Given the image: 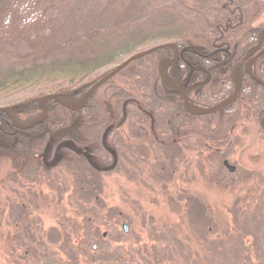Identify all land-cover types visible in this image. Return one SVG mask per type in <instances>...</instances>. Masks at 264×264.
<instances>
[{
	"label": "trees",
	"instance_id": "16d2710c",
	"mask_svg": "<svg viewBox=\"0 0 264 264\" xmlns=\"http://www.w3.org/2000/svg\"><path fill=\"white\" fill-rule=\"evenodd\" d=\"M243 1L248 5V0H231L230 4L225 3L226 6L221 7L210 21L209 28L200 31L193 25H190L189 29H171L170 23L157 25L156 28L150 27L149 16L140 14L141 0H0V51H10L12 56L11 63L0 67V90L42 81L53 82L57 79L72 83L134 49L137 43L144 42L151 35L171 33L181 36L173 42L161 43L149 53L130 61L90 93L85 102L77 108L72 107V102L82 98L91 82L73 89L69 85H57L54 92L57 99L49 97L44 101L46 114L43 120L28 127L26 134L31 137L30 141L34 142L32 145H36L33 149L35 152L46 146L53 136L59 137L58 141L65 142L60 147V157L51 162L52 167L57 166L59 169H52L56 170L55 176L48 175L46 178L53 182L58 181L56 186H53L57 207L60 206L62 194L70 190L69 198L74 197L73 203H76L77 212L73 207L67 216L63 209H56L60 212V226L52 230L54 234L51 244L56 247L50 249V238L46 241L39 234L36 238L31 236L29 225L25 221V204L35 208L41 204L36 202L31 193L19 192L27 203L22 201L16 205L11 202L4 204L10 209L8 214L16 213L15 208L18 210V218L12 216L11 219L13 228H18V233H11L10 230L5 234L13 248L12 264H34V260L38 264H54L53 259L58 258L61 253L56 255L53 251L59 248L62 255L66 254L77 264V246L70 244L69 234L74 233V230L77 233L85 225L90 231H94L96 227L93 222L104 219L99 209L87 207V197L95 189H99V186L102 190L103 185L97 178L100 171H114L112 168L116 165L117 169L127 168V171H133L131 174L135 178L143 174L142 171L147 165L154 168L157 164L168 163L169 166L164 172L158 171L161 172L159 174H164L163 183L168 184V180L172 182L179 179L180 184H174L175 189L180 188L175 199L181 201V207L185 203L192 206L188 218L202 227L207 219L209 205L192 191L188 192L190 186L186 184L190 180L187 173L192 172L190 165L193 162L189 156L193 154L187 155V150H198L200 160L197 165L201 173L208 174L205 169L208 165L207 159L214 160L212 166L220 173L224 169L223 160L220 159L223 149L218 151L220 145L215 146V142L220 140V144L222 143L221 135L227 136V126L232 125L231 121L236 122L242 117H247V120L256 119L264 129V124L260 122V115L264 113V86L254 80L242 64L234 71L239 90L230 103L205 113L192 112L184 106V92L187 103L194 104L199 109L218 103L231 94L232 67L253 47L259 30L264 27L263 24L252 25L257 13L247 10ZM140 20H143L142 26L139 25ZM135 24L140 27L127 33L129 27ZM262 37L264 39V29ZM174 47L177 49L175 56ZM263 59L264 53L253 62L256 65L261 64ZM136 61L145 64L123 73L125 78L119 80L117 76ZM191 67L194 69L183 87V92L180 85ZM263 70L264 67H261L259 74L264 78ZM207 72L211 73L209 79L204 83L198 81L204 78ZM130 76L135 78L129 79ZM108 82H111V91H106L105 100L90 103L89 100L95 96L96 91ZM37 103L36 97L16 103L14 113L19 118L26 116V121L31 123L38 118L40 112ZM4 116L5 113L0 110V138L13 143L14 154L19 156L18 159L14 158L17 163L23 155L24 139L13 141V137L7 133L8 126L2 121ZM198 120L203 124L197 122ZM75 122L74 126L65 129ZM123 125L126 128H123ZM174 129L177 131L176 135L173 133ZM190 136H194L196 140L191 141L188 139ZM70 142L75 144L76 148L71 147ZM111 144L113 147H110ZM163 144L169 148L167 153L163 150ZM81 145H87L88 154L80 153L83 148ZM45 146L42 152L45 151ZM156 153L168 155L169 160H158L153 164ZM94 154L98 155L99 159L93 158ZM108 155L112 162L101 166L98 161L104 160ZM39 166L35 161L27 160L26 165L22 164L19 169L21 173L25 170L26 173L31 170L30 174L36 171V176L31 177L33 181L40 175L37 172L40 170ZM43 166L46 169L45 163ZM164 167L167 165L163 164L160 168ZM148 171L150 172V168ZM155 173L153 177L157 176V171ZM14 176L21 182L20 174L15 172ZM64 177H68L70 183H67ZM142 178L143 176L140 179L143 180ZM28 191L36 195V192ZM55 200L51 204H54ZM187 208H182L179 213L180 222L187 221ZM78 213L87 214V217L83 220L76 219ZM89 213L93 215L92 220ZM2 215L0 213V216ZM5 221L8 222V218ZM2 224L3 219H0V227ZM224 229L226 233H230L229 226ZM240 236L243 246L239 245L228 255L239 259L236 260L238 264H264V249L261 252L251 251L252 243H244V235ZM131 251L133 253L134 249ZM110 254L104 252L102 258L109 260ZM117 254H114V258ZM90 256V253L85 252V262L86 259L91 260ZM130 257L132 258V255ZM115 262L128 264V259L118 255Z\"/></svg>",
	"mask_w": 264,
	"mask_h": 264
},
{
	"label": "rangeland",
	"instance_id": "374dc122",
	"mask_svg": "<svg viewBox=\"0 0 264 264\" xmlns=\"http://www.w3.org/2000/svg\"><path fill=\"white\" fill-rule=\"evenodd\" d=\"M74 1L80 2L81 0ZM86 1L90 2L92 0ZM230 1L141 0L140 14L149 16L148 25L152 28L160 24L170 23L171 29H184L193 25L195 29L205 31L204 29L207 30L209 28L210 21L218 14L219 9L226 6L225 3L230 4ZM248 2L247 5L243 1L246 4V9L257 13L256 18L252 20V25H264V0H248ZM62 7L65 8L64 5ZM140 21L139 25L142 26L143 20ZM139 25L130 26L127 33L133 32V29L140 27ZM178 37L181 38V36L171 33L161 36L151 35L144 42L137 43L134 49L119 56L114 61L96 68L72 83L57 79L53 82L42 81L17 88L0 90V107H9L33 97L39 99L42 96L56 92V87L60 84L63 86L69 85L71 89L87 84L109 71L130 54L161 43L173 42ZM11 59L10 51H0V67L7 66L11 63ZM144 64L145 62L141 63V61L131 63L117 78L119 80L124 79L125 73ZM244 64L250 71H254V74L256 71V75L264 80L259 74V69L264 67V59L261 64L256 65L253 61H247ZM247 73L249 72L247 71ZM262 75H264V70ZM164 76L171 81L168 76ZM135 77L130 76L129 79ZM110 87L111 82L104 84L96 91L95 96L89 102L94 103L105 100L104 96L107 90L111 91ZM233 93L234 85L231 94L233 95ZM82 102L83 96L80 100L72 102V106L80 105ZM37 104L40 109L39 118L42 116V110L39 102ZM188 106L193 110L199 109L194 104H188ZM76 116L78 117V114ZM20 118L26 120V116H21ZM197 122L203 124L199 120ZM231 122L232 125L227 126V131H229L227 136L221 135L223 138L222 143L220 144L221 141L217 140L215 146H221L217 148L218 151L223 149L222 158L220 157V159H227L229 163L234 165V169L228 170L224 166V169L222 168L223 171L219 173L212 166L214 160L210 161L202 158L208 163L207 167H205L208 170V174L201 173L197 165L200 160L198 158V150H187L190 152L187 155L193 154L189 156L193 159V162L190 165L192 172L189 171L187 173L190 180L186 184L190 186L188 192L192 191L194 195L200 196L209 205L207 206V219L204 220L202 227H199L188 218L192 206L185 203L186 205L184 204L181 207V201L175 199L180 188L175 189L174 184H180L179 179L172 182L168 180L170 182L168 184L163 183L165 181L164 174L159 173L164 172V169L168 168V163H161L162 165H167V167L162 169L160 168L161 164H157L154 168L151 165H147V168L142 171L143 174L137 175L135 178L131 174L133 171H127V168L117 169L116 165L112 168L115 169L114 171L109 170L106 173L105 171H100L97 178L103 185L102 190L99 186V189H95L87 197V207L99 209L104 219L93 222L96 227L94 231H90L88 226L85 225L77 233L74 230V233L71 234L70 232L69 234L70 244L74 247L77 246L76 250L79 258L77 264H117L115 261L118 255L126 257L128 264H238L236 260L239 259L234 256L230 257L228 253L239 245L243 246V243L240 242V240L242 241L240 235H244V243L245 241L252 243L251 251L261 252L264 249V129L261 128L258 120H247V117ZM123 128L126 127L123 125ZM121 129L120 127V131ZM173 133L176 135L177 131L174 129ZM16 135L19 137L21 133H16ZM57 138L59 137L53 136L50 138L47 145L51 146L52 142L53 145L56 144L58 142ZM201 138L203 139V137ZM30 139L31 137L24 139L23 155L16 163L14 158L16 159L17 157L18 159L19 156H17V153L15 156L13 149L7 146L9 142H5L0 138V213L3 214L0 216V219H3V224L0 227V264H12L11 253L13 248L9 240L5 238V234L10 230L11 233L14 231L18 233V228H13L11 220L13 219L12 216L18 218L16 217L18 216L16 214L18 210L15 208L16 213L8 214L10 209H7L4 204L11 202L16 205L22 201L27 203V200L18 194L19 192L31 193L36 202L41 204L37 208L25 204V221L29 225L31 236L36 238L39 234L46 241L50 238V249L56 247L55 244H51L53 242L51 239L52 234H54L52 230L60 226V212L56 209L59 208L60 211L63 209L64 214L67 216L73 207V210L77 212L76 203H73L74 197L69 198L70 190L62 194L60 206L57 207L53 188L58 181L53 182L46 178L48 175L51 177L55 176L56 170L53 171L52 169H59L57 166L52 167L51 162L56 160L57 156L55 157V154L59 155L61 151L59 149L55 150L52 146L53 149L42 152L44 145L41 150L38 149L39 151L35 152L33 149L36 145H32L34 142L30 141ZM188 139L191 141L196 140L194 136H190ZM147 144L149 143L147 142ZM162 146H164V152L167 153L169 151L168 146L165 144ZM110 147H113V144ZM28 150L29 152L27 153ZM78 157L80 156L78 155ZM92 157L99 159V156L95 154ZM155 157L153 164L158 160H169L166 154L156 153ZM78 159L80 160V158ZM27 160L35 161V163L40 165V170L37 171L40 175L33 181H31V177L36 176V171L30 174L31 170L28 173L25 170L21 173L19 169L22 164L26 165ZM98 162H100L101 166H104V163L109 165L112 162V158L108 155L104 160ZM44 163L47 170L43 166ZM180 167L183 168L182 165ZM148 168H150V172ZM156 171L157 176L153 177L152 175L156 174ZM15 172L21 175V182L14 176ZM141 176L145 180L143 178L141 180ZM64 179L67 183H70L68 177H64ZM146 180L149 181L146 182ZM28 190L36 192V195ZM54 200L55 203L51 204ZM186 207H188L186 211L187 221L180 222V216L178 215L182 208L185 210ZM90 215L92 216L90 220H92L93 215ZM84 217H87V214L78 213L76 219L83 220ZM7 218L8 222L5 221ZM82 222L85 223V221ZM122 222L127 223V231L122 229ZM227 226H229L230 233H226L224 229ZM21 231L23 236V230ZM132 249H134L133 253ZM246 249L249 248L246 247ZM60 250L59 248L57 251H53L56 255L61 253L58 258L53 259L55 262L53 263L74 264L73 260L68 258L66 254L62 255L63 253ZM85 252L90 253V261L86 259L85 262ZM104 252L111 253L109 260L102 258ZM115 253L118 254L114 258ZM131 255L132 258L130 257ZM33 263L38 264L35 260Z\"/></svg>",
	"mask_w": 264,
	"mask_h": 264
},
{
	"label": "flooded vegetation",
	"instance_id": "af4514ba",
	"mask_svg": "<svg viewBox=\"0 0 264 264\" xmlns=\"http://www.w3.org/2000/svg\"><path fill=\"white\" fill-rule=\"evenodd\" d=\"M262 32H263V30L262 29H260L259 30V32H258V35H257V41H256V43L253 45V47L250 49V50H248L247 51V53L241 58V59H239V60H237L236 61V63L233 65V67H232V70H231V76H232V79H233V85H234V79H235V81H236V83H237V93H236V95H235V97L238 95V90H239V87H238V81H237V79H236V77H235V74L233 73L234 71H235V69H236V67L239 65V64H242V66L244 67V69L246 70V67H245V62H252V61H254L255 59H257V58H259L260 57V55H262L263 53H264V39H263V37H262ZM174 51H175V53H174V56L177 54L176 52H177V49L174 47ZM165 57H167V56H165ZM258 62V61H257ZM193 69H194V67H191L190 68V70L188 71V73H187V75H186V78H185V80L183 81V82H185L186 80H187V82L189 81V78H190V73L193 71ZM221 69H223L224 70V68H222L221 67ZM254 72V71H253ZM256 74V73H255ZM210 75H211V73L210 72H207L206 73V75H205V77L204 78H201L200 80H198V81H201L202 83H204L207 79H209V77H210ZM182 82V83H183ZM186 82V83H187ZM182 87V90H183V92L185 91L184 90V85H180V88ZM202 93V97L201 98H203V95H204V93H203V91L201 92ZM230 95H232V94H230ZM228 96V97H226L225 99H223L222 101H219L218 103L216 102V103H214V104H212V105H209V106H207V107H204V108H209V107H216V108H214V109H218V108H220L221 106H223L224 104H228V103H230L232 100H234V98L231 100V101H229V102H227L232 96ZM184 96H185V92H184ZM14 110H15V108H14V105H10L9 106V109L8 110H1V111H3L4 113H5V115L6 116H4V117H2V121H4V123H6V126H8V130H7V133L10 135V136H12L13 137V141L14 142H16V141H23V139H25L26 137H28V135L26 134V131H27V129H28V127H30L31 125H33L34 123H36V122H31V123H29V122H27L26 120H23L22 118L20 119L19 117H18V115L17 114H15L14 113ZM44 118V117H43ZM43 120V119H42ZM42 120H40V121H42ZM40 121H38V122H40ZM77 122V121H76ZM76 122L73 124V125H71V126H74L75 124H76ZM260 122L262 123V124H264V113H262L261 115H260ZM24 125H28L27 127H24ZM16 133H21V135L19 136V137H17V135H16ZM5 141V140H4ZM6 142V141H5ZM63 144H65V142H61L60 140L56 143V144H52L51 143V146L50 145H46L45 146V150H48V149H51V147L53 146L54 147V149L56 150V149H59L60 150V147L63 145ZM68 144V143H67ZM70 144H71V147H74L75 146V144H73L72 142H70ZM7 146L8 147H11L12 149H13V143L12 142H10L9 141V143L7 144ZM22 146H23V144H22ZM56 146V147H55ZM87 145H81L80 147H83L82 148V150H81V152L80 153H83V154H85V153H87V151H88V147H86ZM75 148H76V146H75ZM23 149V148H22ZM88 154V153H87ZM57 156V157H56ZM55 159L57 160L59 157H60V154L59 155H57V154H55ZM87 158V157H86ZM88 158H89V156H88ZM44 159V158H43ZM45 160V159H44ZM55 160V161H56ZM46 161H48V160H46ZM45 161V162H46ZM52 162H54V161H52ZM49 164V163H48ZM121 227H122V225H121Z\"/></svg>",
	"mask_w": 264,
	"mask_h": 264
},
{
	"label": "water",
	"instance_id": "95a60500",
	"mask_svg": "<svg viewBox=\"0 0 264 264\" xmlns=\"http://www.w3.org/2000/svg\"><path fill=\"white\" fill-rule=\"evenodd\" d=\"M154 48H156V46H152V47H148L146 49H143L141 51H137V52H134L132 54H130L129 56H127L123 61H121L120 63H118L117 65H115L113 68H111L109 71H107L106 73H104L103 75H101L100 77H98L97 79L93 80L90 85L87 87V89L85 90L84 94H83V102L82 104L85 102L87 96L92 93L97 87H99L101 84H103L107 79H109L111 76H113L114 74H116L119 70H121L123 67H125L130 61L136 59V58H139L147 53H149L150 51H152ZM246 70L249 72L250 76L255 79L256 81H258L259 83H261L262 85H264V80L261 79L260 77H258L257 75H255L252 71H250V69L246 66ZM186 82L187 80L183 83V85L185 86L186 85ZM237 93V83L234 79V93L232 95V97L227 101H231L235 95ZM49 97H52V98H55L57 99V94L55 93H51V94H47L45 96H42L38 99V102L39 104L41 105V103L49 98ZM186 101H187V96L185 94L184 96V102H185V105H186ZM81 105V104H80ZM80 105H76V106H72L73 108H77L79 107ZM42 107V106H41ZM214 108L216 107H209V108H205V109H202V110H197V111H194V112H197V113H204V112H207V111H210V110H213ZM9 108L6 107V106H2L0 107V110H8ZM45 108H43V112H42V116H40L38 119H36L34 122H38L40 120L43 119L44 115H45ZM28 125H24V127H27ZM71 127H65V129H69ZM224 165L226 166V168L228 170H232L234 169V165L233 164H230L226 159H224L223 161ZM124 231H127L128 230V225L126 223H123L122 225Z\"/></svg>",
	"mask_w": 264,
	"mask_h": 264
}]
</instances>
